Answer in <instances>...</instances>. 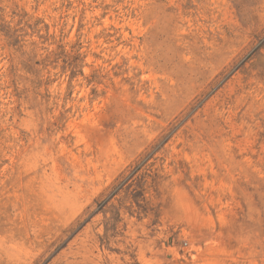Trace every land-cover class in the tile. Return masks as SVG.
I'll list each match as a JSON object with an SVG mask.
<instances>
[{
	"label": "rangeland",
	"instance_id": "374dc122",
	"mask_svg": "<svg viewBox=\"0 0 264 264\" xmlns=\"http://www.w3.org/2000/svg\"><path fill=\"white\" fill-rule=\"evenodd\" d=\"M0 264H264V0H0Z\"/></svg>",
	"mask_w": 264,
	"mask_h": 264
}]
</instances>
